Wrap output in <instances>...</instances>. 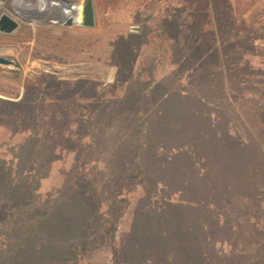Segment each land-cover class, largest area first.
I'll return each instance as SVG.
<instances>
[{"label": "rangeland", "instance_id": "obj_1", "mask_svg": "<svg viewBox=\"0 0 264 264\" xmlns=\"http://www.w3.org/2000/svg\"><path fill=\"white\" fill-rule=\"evenodd\" d=\"M94 2L0 32V264H264V0Z\"/></svg>", "mask_w": 264, "mask_h": 264}, {"label": "water", "instance_id": "obj_2", "mask_svg": "<svg viewBox=\"0 0 264 264\" xmlns=\"http://www.w3.org/2000/svg\"><path fill=\"white\" fill-rule=\"evenodd\" d=\"M47 2L46 8H52L58 6L63 8L60 15H52L46 17H39L40 12H35L32 15L37 18L38 22L55 23L62 25L72 26L74 24L73 14L71 10L73 9L77 0H45ZM81 21L79 23L82 27L94 28L97 25V16L94 0H82L81 2ZM71 12V13H70ZM38 14V15H37ZM25 21V19H23ZM21 27V23L13 18L12 16L3 13L0 16V32L4 34H13L17 32ZM132 30L139 31V27H132ZM0 64L12 65L14 67H19L20 64L14 59L6 58L0 56Z\"/></svg>", "mask_w": 264, "mask_h": 264}, {"label": "bare ground", "instance_id": "obj_3", "mask_svg": "<svg viewBox=\"0 0 264 264\" xmlns=\"http://www.w3.org/2000/svg\"><path fill=\"white\" fill-rule=\"evenodd\" d=\"M17 0L16 2V8L19 12H21L20 16H23L24 14H33L35 12H40L39 13V17H46V16H54V15H60L63 11V8L58 7V6H54L52 8H46V4L47 2L45 0ZM36 1V2H35ZM81 2L82 0H77V2L75 3L73 9L71 10L72 14H73V19H74V24L73 26H79V23L81 21ZM25 12V13H24ZM70 12V13H71ZM38 15V14H37ZM33 16V22L36 23V17ZM22 18V17H21Z\"/></svg>", "mask_w": 264, "mask_h": 264}, {"label": "trees", "instance_id": "obj_4", "mask_svg": "<svg viewBox=\"0 0 264 264\" xmlns=\"http://www.w3.org/2000/svg\"><path fill=\"white\" fill-rule=\"evenodd\" d=\"M159 1H162V5L164 7V9H162L161 11L163 12L162 15H163V18H162V21H163V30H169V28H171V24L175 21V14H176V11L178 9H181V8H193L192 4L189 3L190 0H185V3L184 2H180V0H159ZM177 3L178 7H174V4ZM190 5V6H189ZM178 8V9H177ZM194 9V8H193ZM247 75L245 74L244 75V78L246 77ZM243 78V77H242ZM240 81H241V78H240ZM6 103L5 101L3 100H0V105L1 104H4ZM16 103H9V106L10 107H15ZM19 105V104H18ZM134 175H132L133 177ZM136 176V175H135ZM138 176V175H137ZM139 176L140 178H142L143 176V173L140 172L139 173Z\"/></svg>", "mask_w": 264, "mask_h": 264}, {"label": "built area", "instance_id": "obj_5", "mask_svg": "<svg viewBox=\"0 0 264 264\" xmlns=\"http://www.w3.org/2000/svg\"><path fill=\"white\" fill-rule=\"evenodd\" d=\"M16 2L17 0H0V16L5 13L16 20H18L21 24L23 22H33L32 20L34 19L32 14H24L23 16H20L21 12H19L16 8ZM32 2V0H31ZM30 1L28 3H31ZM36 2V1H35ZM25 13V12H24ZM22 17V18H21ZM25 19V21H23ZM37 20V19H36Z\"/></svg>", "mask_w": 264, "mask_h": 264}]
</instances>
